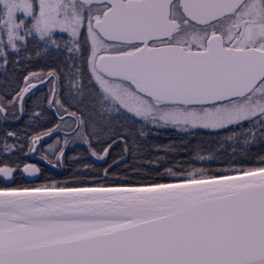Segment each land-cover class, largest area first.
<instances>
[{"label":"snow or ice","instance_id":"6c2138e0","mask_svg":"<svg viewBox=\"0 0 264 264\" xmlns=\"http://www.w3.org/2000/svg\"><path fill=\"white\" fill-rule=\"evenodd\" d=\"M29 37L37 57L54 52L58 64L24 78L13 98L21 114L24 93L37 86L30 77L49 86L57 113L67 111L61 90L83 97V81L94 78V111L77 118L75 136L97 160L117 143L136 156L148 126L207 132L217 151L224 141L264 145V0H0V66ZM52 131L33 137L30 151ZM199 148L193 159H212ZM260 165L231 175L177 164L156 173L172 182L139 186L0 188V264H264V156ZM13 171L0 167L7 179Z\"/></svg>","mask_w":264,"mask_h":264},{"label":"trees","instance_id":"16d2710c","mask_svg":"<svg viewBox=\"0 0 264 264\" xmlns=\"http://www.w3.org/2000/svg\"><path fill=\"white\" fill-rule=\"evenodd\" d=\"M22 32V31H21ZM60 37L59 35H56ZM67 39V36H63ZM6 40V36L4 37ZM24 43V42H18ZM42 48V45L40 46ZM88 47V46H86ZM37 45L31 37L27 38V47L22 48L17 56L9 50V62L0 66V106L7 109V120L0 114V167H12L19 170L27 161L30 151V143L33 138V131L37 133L46 132L51 129L55 121L48 120L40 125L38 122L28 119L31 111L24 106L23 115L16 122H11L13 118L14 97L21 85L25 82V77L30 73L47 72L49 68L56 67L58 60L55 53L49 55L36 56ZM31 56V58H29ZM2 64V61H0ZM86 76L87 65H84ZM84 95L71 99L67 96L66 90H61L60 98L67 111L63 113L76 112L79 118L90 119L89 113L94 111L92 89L98 86L92 80L89 85L88 80L83 81ZM12 102V103H10ZM39 112L51 114L47 105L38 107ZM60 111V112H61ZM123 123V121H122ZM142 123V122H141ZM141 123L135 125L136 129L141 127ZM147 135L141 140V147L137 150L136 156L131 152L123 153V143H117L111 149V154L105 160H97L89 152L88 145H81L69 150L64 157V168L61 173L44 172L38 186L49 185L53 182L67 183L69 186L88 187H120L139 186L146 183L172 182V178L167 175L158 176L157 172H163L167 167H174L176 171H191L193 168H204L209 174H219L225 171L231 175H237L234 171L237 168H256L260 165V157L264 156V145L254 144L245 146L242 143L233 144L231 141H224L225 147L217 151L218 145L214 143L216 138L204 131H189L188 133L177 131L171 128L145 127ZM85 133L91 139V129L85 126ZM7 132L15 133V136H7ZM74 136V135H73ZM5 143L10 145L5 153ZM200 145L199 155L212 157V159H193L196 155V146ZM92 146L99 150V145L92 140ZM155 146H159L158 148ZM164 146L177 148V152L166 151ZM233 148L236 149L233 152ZM145 153H149L145 155ZM121 155L124 159L121 163H113L119 160ZM157 156L164 157L159 162V166H152L143 163L145 159H153ZM88 165V167H85ZM109 168L108 175H104V169ZM140 169V171H134ZM24 187L18 181L13 188ZM0 188H6L0 180Z\"/></svg>","mask_w":264,"mask_h":264},{"label":"flooded vegetation","instance_id":"af4514ba","mask_svg":"<svg viewBox=\"0 0 264 264\" xmlns=\"http://www.w3.org/2000/svg\"><path fill=\"white\" fill-rule=\"evenodd\" d=\"M29 76V75H28ZM30 80L32 81V83L35 84H39L35 78L30 77ZM27 83L26 81L21 85L20 90H18L17 93H19L21 91L22 88L27 87ZM49 86L47 84L40 86L36 89H34L29 95L26 96V98L23 100V108L26 105L28 107V109L31 111V114L29 115L28 119L33 120L38 122L40 125L44 124L43 122H46L48 120H52L55 121V125L51 128L54 129L53 131H58L61 132L58 127H60L59 123L61 122L60 120V112L57 113L55 111V108H50L48 105V98L50 96L49 90H48ZM17 93L15 95V97L17 96ZM14 105H15V113L16 115H18L20 118L22 117L23 113L21 114L20 110H19V100H15L13 101ZM42 105H47L49 107V109L51 110V114L49 113H45V112H39L38 107H41ZM41 113V115L36 116L35 113ZM6 115V113H5ZM64 116V115H62ZM3 117V116H2ZM19 118V119H20ZM77 117H72L69 120L73 121L75 123V127L76 128V120ZM18 119H12L10 120L11 122H16ZM64 121V120H62ZM74 130V129H73ZM44 132H40L37 133L36 131H33V137H35L37 134H43ZM75 134V133H74ZM73 136V135H71ZM57 137H63L61 135H55L54 137L50 138L49 140H46L44 142H41L36 150V154L34 155V159H31L30 157V153L31 151H29L28 153V159L26 161V163L19 169L17 170L16 168H12V167H8V168H12L14 169L13 171V175L10 179L5 178L3 175H0V180L3 182L4 186L6 188H13L14 184L16 181H18L19 183L23 184L24 187H37L40 182V179L42 177V174L44 172H52V173H61L63 171L64 168V157L66 155V153L69 150H66V148L64 149V156L62 159L58 160L57 159V154L59 152V150L62 148V145H58L53 146L52 145V140L54 138ZM32 141V140H31ZM31 145V143H30ZM51 146V147H49ZM45 157H47V159H45ZM35 158H40L43 159L47 162V164L42 163L41 161L35 159ZM48 161H52V163H49ZM53 164H56L57 166L53 167ZM34 166L35 168L39 169V179L37 181L34 182H30L28 179L30 178L29 176H26L25 172L23 169L25 168V166ZM44 171V172H43ZM6 183H11L10 186H7Z\"/></svg>","mask_w":264,"mask_h":264},{"label":"rangeland","instance_id":"374dc122","mask_svg":"<svg viewBox=\"0 0 264 264\" xmlns=\"http://www.w3.org/2000/svg\"><path fill=\"white\" fill-rule=\"evenodd\" d=\"M22 31V30H21ZM84 32H85V36H86V27L84 29ZM55 35H59V36H67V34H61L59 33V31L57 30ZM102 54H105L104 52H101V55ZM93 82L96 84L95 82V79L93 78ZM116 82H120V81H116ZM98 86V85H97ZM63 111V110H62ZM60 112V116L62 115H69V113H63V112ZM63 117V116H62ZM60 127H58V129L62 132V133H67V134H72L74 136H70V137H57V138H54L52 141V145L53 146H58L59 144L62 145V148H66V150H71L72 148L74 147H77V146H81V145H86L85 143H83L81 140L77 139L76 136H75V132L78 130L77 129V125H76V128L75 127V123L69 119H66L64 121H61L59 123ZM162 128H171V127H162ZM74 129V130H73ZM171 129H174V128H171ZM54 130V129H53ZM192 131V130H190ZM68 140L69 143L68 144H65L64 141L65 140Z\"/></svg>","mask_w":264,"mask_h":264},{"label":"water","instance_id":"95a60500","mask_svg":"<svg viewBox=\"0 0 264 264\" xmlns=\"http://www.w3.org/2000/svg\"><path fill=\"white\" fill-rule=\"evenodd\" d=\"M104 55V54H103ZM117 81H119V80H117ZM46 83H44V84H37V86L35 87V88H30L29 89V92H27V93H24V99L26 98V96L27 95H29L34 89H36V88H38V87H40V86H43V85H45ZM18 106H19V110H20V107H21V102H20V100H19V104H18ZM1 114V116H5V113H0ZM67 118H72V116H69V115H66V116H63V120L64 119H67ZM61 120V119H60ZM62 121V120H61ZM58 133H60V132H58V131H53L50 135H45V136H42V139L40 140V142L39 143H37L36 145H34V147H35V149L37 150V147H38V145L41 143V142H44V141H46V140H48V139H50L52 136H54V135H57ZM66 135V134H65ZM68 135V134H67ZM36 150L35 151H31V153H30V157H31V159H34V155L36 154ZM35 159H37V160H39V161H41L42 163H44V164H47V162L45 161V160H43V159H40V158H35ZM26 174V176H29L30 178L28 179L30 182H34V181H37L38 179H39V176H38V174H39V172H36V173H34V174H29V173H25ZM0 175H2V174H0ZM6 185L7 186H10L11 185V183H6Z\"/></svg>","mask_w":264,"mask_h":264}]
</instances>
